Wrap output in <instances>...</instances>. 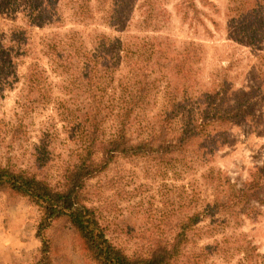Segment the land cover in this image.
<instances>
[{"label":"rangeland","instance_id":"rangeland-1","mask_svg":"<svg viewBox=\"0 0 264 264\" xmlns=\"http://www.w3.org/2000/svg\"><path fill=\"white\" fill-rule=\"evenodd\" d=\"M0 2V13L2 7L4 11L0 23L4 27L25 24L31 16L25 11L28 0ZM56 4L60 26L28 28V45L12 56L4 71L7 85L0 88V163L33 169L35 145L45 137L52 160L39 168L43 175L56 180L63 165L73 158L76 147L67 126L71 115L63 108L65 94L57 87L60 77L52 75L48 81L49 102L35 107L23 96L24 76L30 63L50 71L49 59L43 53L44 38L70 32L71 37L81 38L89 46L94 33L119 35L126 42L134 41L133 36L158 37L166 54L159 55L157 68L169 66L176 51L188 48L192 60L186 71L189 85L206 89L220 83L229 89L231 101L253 86L251 118L228 128L226 143L216 148L206 167L195 171L187 167L172 169L159 163L158 158L120 160L90 181L89 191H103L104 199L113 208L118 206L103 214L135 231L131 237L116 227L107 232V237L127 253L143 247L147 231H168L179 219L199 213L201 218L190 238L196 243L194 251L206 248L199 264H264L263 193L233 211L201 216L215 193L201 177L205 168L216 173V183L228 179L241 187L249 171L264 164V81H259L260 91L253 81L258 56L264 53V38L260 44H251L248 39L250 34L261 39L256 30L261 23L264 25V0H56ZM163 85L152 95L146 119L154 120L162 109ZM190 116H195V110L187 106L177 115L175 125H184ZM105 125L109 132L112 121ZM17 126L22 130L14 140L9 133ZM109 179L113 188H109ZM99 186L102 188L97 190ZM40 219V211L26 198L0 190V264H37L41 242L36 231ZM44 237L49 243L51 264H95L85 257L75 232L63 220L54 221Z\"/></svg>","mask_w":264,"mask_h":264},{"label":"trees","instance_id":"trees-1","mask_svg":"<svg viewBox=\"0 0 264 264\" xmlns=\"http://www.w3.org/2000/svg\"><path fill=\"white\" fill-rule=\"evenodd\" d=\"M27 7L25 11L31 16L25 24L10 23L4 27L0 23V88L7 85L4 71L12 56L28 45V28L60 26L56 0H28ZM1 10L3 13V7ZM256 32L261 39L250 34L251 44L262 42V23ZM69 33H53L43 39V53L49 59L50 71L38 63H30L24 76L23 96L33 101L35 107L49 102L48 81L52 75L60 77L57 87L65 94L63 108L71 115L67 126L76 147L73 158L63 165L56 180L43 175L39 168L52 160L45 137L35 145L33 169L0 163V190L26 198L41 213L36 231L41 242L37 264H51L44 232L57 220H63L73 229L85 257L95 264H199L206 248L202 252L194 251L196 243L190 239L193 227L201 218L199 213L179 219L168 231H147L143 247L127 253L107 237V232L116 227L131 237L135 231L103 214L118 206L113 208L104 199L103 191L91 193L89 182L120 160L158 158L159 163L172 169L187 167L195 171L206 167L216 148L226 143L228 128L251 118L253 86L231 101L229 89L220 83L206 89L189 85L186 71L192 65L190 51L188 48L176 51L169 66L157 68L159 55L166 54L158 37L130 36L135 42H126L119 35L94 33L86 46L84 40ZM258 59L257 74L253 76L257 90L259 81H264V53ZM161 83L164 105L154 120L146 119L147 109L153 103L151 97ZM187 106L194 108L195 116L176 126L177 115ZM108 121H112L109 132L105 129ZM21 130L17 126L9 135L15 140ZM201 177L215 190L214 198L205 204L202 217L233 211L236 206L264 194V164L251 169L241 187L228 179L216 183V173L209 167L202 171ZM108 182L109 188H113L112 179Z\"/></svg>","mask_w":264,"mask_h":264}]
</instances>
